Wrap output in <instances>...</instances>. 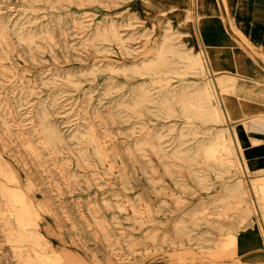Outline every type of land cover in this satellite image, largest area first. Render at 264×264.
Listing matches in <instances>:
<instances>
[{
    "label": "rangeland",
    "instance_id": "374dc122",
    "mask_svg": "<svg viewBox=\"0 0 264 264\" xmlns=\"http://www.w3.org/2000/svg\"><path fill=\"white\" fill-rule=\"evenodd\" d=\"M194 10L193 0H0V264H264L245 176L206 152L227 125L196 113L208 74L185 59L199 51ZM260 18L225 4L204 18L203 44L233 65L214 69L235 85L223 92L239 109L229 124L247 135L264 126V111L250 117L264 95ZM142 79L147 111L123 84ZM49 121L65 141L48 139ZM148 131L168 157L136 140ZM263 176L247 172L252 185ZM6 189L22 206L12 215ZM250 231L260 245L241 242Z\"/></svg>",
    "mask_w": 264,
    "mask_h": 264
},
{
    "label": "bare ground",
    "instance_id": "6f19581e",
    "mask_svg": "<svg viewBox=\"0 0 264 264\" xmlns=\"http://www.w3.org/2000/svg\"><path fill=\"white\" fill-rule=\"evenodd\" d=\"M193 2L195 5L194 14L191 15L188 13V11H186L185 16L192 20V29L198 40L199 51L197 54L193 56L191 54L186 55L185 59L192 58V61H190L189 63L191 65L193 62L198 63L202 68L203 75L208 74L207 81L202 89L204 95H203L202 103L200 105L201 107L199 106V112L196 111V113L197 115H203L204 113H206L208 119H212L216 122H224L227 125L223 131H220L218 134L217 133L214 134L213 138L211 139V141L215 143L214 147L207 149L206 152H208L207 155H209V157L211 158L215 157L216 154L221 155V157L224 160V163H227L230 167L237 166L240 172L243 173V175L245 176L247 180V188L252 197L253 207L255 209V212L258 216V220L260 221L262 230L264 232V220L262 218V213H260V210L258 208V203H257V201H259L260 207L264 209V178L260 179L261 181L259 182L253 183V185L250 184L249 179L247 178V172L255 173L258 171H264V155L263 157L259 158L256 155L252 157H247V156L244 157L243 155L242 157V154H241L245 146L254 147V146H258V144L264 145V140L247 135L243 127L233 128L229 124L231 119L234 117V115L237 112H239V109H238L237 104L234 101H232L233 103L231 102L228 103V97L225 96L223 92L228 89L232 90V88L235 85L233 83L232 77H229L228 75L227 76L226 75L217 76L214 73V69H216L217 64L215 63L217 62V60H221L222 62H225V65L223 64V66L227 68H232L233 65L232 66L229 65L227 62V59L224 60V58H222L221 56L223 54L228 56V52L226 50L225 52L218 51V50H211L210 48L204 46L203 41H202V36H204L203 34L205 33V31H209L211 27L210 23L205 22L206 20L204 18L214 17V16L216 17L218 15V6L215 0H193ZM207 25L209 28H207ZM114 36L118 38L116 29L114 30ZM137 61L138 59L133 58L131 63L134 64ZM66 72L68 73L69 71H66ZM138 74L141 75L142 73H138ZM123 84H126L128 87L131 86L132 89L136 90V95L134 97L138 99L136 102L140 105L139 108L141 107V109H143L144 111H147L149 105L146 102L154 101V95L152 93L147 92V90L144 87L143 79L142 80H132L130 81V83L127 81H124ZM179 88L178 89L175 88L171 90L173 91L171 94L177 93V91H179ZM161 94L163 95V100L165 99V95H168L166 92H162ZM248 96L249 95H246V96L244 95L243 97L248 98ZM238 97L240 98L241 95L238 94ZM255 99L256 100L253 101L254 102L253 106L250 107V110L252 111L251 112L252 114L250 116L251 118H254V116L256 117L258 115L260 116V114L264 111V95H260L259 98H255ZM138 104H136V106ZM181 104L184 107L190 108L188 106L189 103H187L186 105L185 100H181ZM0 122H2L3 124L4 120H1ZM49 124H51V126L49 125V127H52V128H51V131H49L47 135L48 139L49 140L57 139L58 141H65V137H63L62 135L56 134L57 128L54 125H53L54 127L52 126V124L54 123L52 121H49ZM82 125L85 126L86 124H82ZM77 127H81V125ZM85 139H89V137H86ZM89 140L93 141L94 139L90 138ZM136 140L150 142V143L155 142L157 146V153L159 154V156L163 158H166L169 156V153L164 149V147L161 144L162 141L160 140V136L156 133L152 134L148 131L143 136L139 135V137ZM93 144L91 145L92 147H90V149H93V148L95 149L96 158H98L101 161L103 157V148L102 146H99L97 143H95L94 145ZM80 150L78 149V151L81 153H85V154L88 153V149H86V147H81ZM233 151H234V155L236 156L237 161L231 157V155L233 154ZM22 155L24 154L22 153ZM254 191L257 193V198H258L257 201L254 198ZM13 193L14 192L12 191V189L11 190L6 189L5 191L2 190V196L5 195L8 198L6 199L7 202L5 203V205L9 207L8 213L10 215H12L13 212H15L17 208L18 210H20V208L22 207V206L18 207L15 204L16 201L12 200ZM19 218L21 220L22 212L19 214ZM2 219L6 221V223L8 222L7 215H4V217L2 216ZM178 241H179V238H178ZM20 255H21V252H20ZM25 263H26V260L24 259L23 264Z\"/></svg>",
    "mask_w": 264,
    "mask_h": 264
},
{
    "label": "crops",
    "instance_id": "0c3cea01",
    "mask_svg": "<svg viewBox=\"0 0 264 264\" xmlns=\"http://www.w3.org/2000/svg\"><path fill=\"white\" fill-rule=\"evenodd\" d=\"M218 8L220 9L224 4L227 6L233 7L234 11H256L261 17H264V0H215ZM206 44V42H205ZM204 46H209L205 45ZM211 47V45L209 46ZM213 48V47H212ZM257 126V125H256ZM248 135L264 140V126H251L250 130H247ZM245 150L244 157H252L256 155L261 158L264 155V145L258 144V146H245L243 148ZM260 172V171H258ZM257 173V172H255ZM258 178H262L260 175ZM264 178V176H263ZM242 243L246 244V246L255 247L260 245V236L257 231H250L242 236Z\"/></svg>",
    "mask_w": 264,
    "mask_h": 264
}]
</instances>
